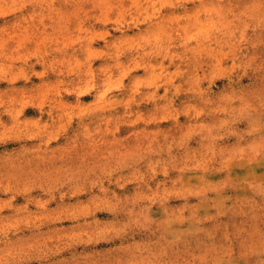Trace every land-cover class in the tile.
<instances>
[{"label":"rangeland","instance_id":"374dc122","mask_svg":"<svg viewBox=\"0 0 264 264\" xmlns=\"http://www.w3.org/2000/svg\"><path fill=\"white\" fill-rule=\"evenodd\" d=\"M0 264H264V0H0Z\"/></svg>","mask_w":264,"mask_h":264}]
</instances>
